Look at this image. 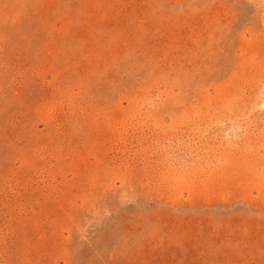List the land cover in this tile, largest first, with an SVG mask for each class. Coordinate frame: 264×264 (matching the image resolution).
Here are the masks:
<instances>
[{
    "label": "rangeland",
    "instance_id": "obj_1",
    "mask_svg": "<svg viewBox=\"0 0 264 264\" xmlns=\"http://www.w3.org/2000/svg\"><path fill=\"white\" fill-rule=\"evenodd\" d=\"M0 264H264V0H0Z\"/></svg>",
    "mask_w": 264,
    "mask_h": 264
}]
</instances>
